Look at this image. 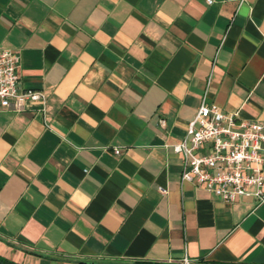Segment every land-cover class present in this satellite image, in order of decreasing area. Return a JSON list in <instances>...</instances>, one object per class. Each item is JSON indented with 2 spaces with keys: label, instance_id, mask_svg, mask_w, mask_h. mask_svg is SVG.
<instances>
[{
  "label": "crops",
  "instance_id": "crops-1",
  "mask_svg": "<svg viewBox=\"0 0 264 264\" xmlns=\"http://www.w3.org/2000/svg\"><path fill=\"white\" fill-rule=\"evenodd\" d=\"M0 47L44 96L0 106L1 257L264 264V202L181 179L173 150L205 89L264 121V0H0Z\"/></svg>",
  "mask_w": 264,
  "mask_h": 264
},
{
  "label": "built area",
  "instance_id": "built-area-1",
  "mask_svg": "<svg viewBox=\"0 0 264 264\" xmlns=\"http://www.w3.org/2000/svg\"><path fill=\"white\" fill-rule=\"evenodd\" d=\"M18 67V53L0 47L1 107L44 100L39 90L20 87ZM197 108L183 138L173 145L182 154L181 179L193 181L223 201L250 197L256 204L264 202V121L239 118L209 102L207 89ZM113 153L121 154L120 148L113 147ZM191 262L186 254L179 264Z\"/></svg>",
  "mask_w": 264,
  "mask_h": 264
},
{
  "label": "trees",
  "instance_id": "trees-1",
  "mask_svg": "<svg viewBox=\"0 0 264 264\" xmlns=\"http://www.w3.org/2000/svg\"><path fill=\"white\" fill-rule=\"evenodd\" d=\"M0 260L3 261V262L6 263V264H18V263H16V262L12 261V260L5 259V258H3V257H1V256H0Z\"/></svg>",
  "mask_w": 264,
  "mask_h": 264
},
{
  "label": "rangeland",
  "instance_id": "rangeland-1",
  "mask_svg": "<svg viewBox=\"0 0 264 264\" xmlns=\"http://www.w3.org/2000/svg\"><path fill=\"white\" fill-rule=\"evenodd\" d=\"M190 264H206V263H204L202 260L201 261L197 260L195 262H191Z\"/></svg>",
  "mask_w": 264,
  "mask_h": 264
},
{
  "label": "water",
  "instance_id": "water-1",
  "mask_svg": "<svg viewBox=\"0 0 264 264\" xmlns=\"http://www.w3.org/2000/svg\"><path fill=\"white\" fill-rule=\"evenodd\" d=\"M0 264H6V263H4L3 261L0 260Z\"/></svg>",
  "mask_w": 264,
  "mask_h": 264
}]
</instances>
